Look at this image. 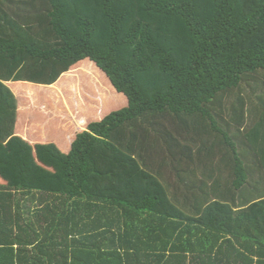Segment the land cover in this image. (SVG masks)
Here are the masks:
<instances>
[{
  "label": "trees",
  "instance_id": "obj_1",
  "mask_svg": "<svg viewBox=\"0 0 264 264\" xmlns=\"http://www.w3.org/2000/svg\"><path fill=\"white\" fill-rule=\"evenodd\" d=\"M237 245L264 264V0H0V264Z\"/></svg>",
  "mask_w": 264,
  "mask_h": 264
},
{
  "label": "crops",
  "instance_id": "obj_2",
  "mask_svg": "<svg viewBox=\"0 0 264 264\" xmlns=\"http://www.w3.org/2000/svg\"><path fill=\"white\" fill-rule=\"evenodd\" d=\"M106 220L107 219H101L102 222H105ZM42 227H43V224H41V226H39V228L37 227L36 229L41 231ZM203 236H204V233L198 232L197 238L196 236L194 238L198 239V238H202ZM227 237H229V235L225 236L224 238H227ZM237 247L239 249L238 248L237 249L236 248H216V253H218L221 262L224 264H239L240 262L242 263V261H237L234 259V257L239 255V251H243L247 254L253 251V249L263 251V249L252 248V247H249L246 249L243 247H239L238 245ZM205 251L206 249H203L202 247H195L193 250L184 251L183 254L186 255L185 262L187 264H205V260H210V261H213V263H215L214 259L207 258L208 253H206Z\"/></svg>",
  "mask_w": 264,
  "mask_h": 264
},
{
  "label": "rangeland",
  "instance_id": "obj_3",
  "mask_svg": "<svg viewBox=\"0 0 264 264\" xmlns=\"http://www.w3.org/2000/svg\"><path fill=\"white\" fill-rule=\"evenodd\" d=\"M250 88H249V86L248 85H245L244 86V91L242 92V94H245V98H248V95L250 94ZM117 102V101H116ZM120 102V104H114L113 102H111V104H114V105H111V107H107V105H106V107L108 108V110H114V109H117V108H120V107H122V106H125L126 105V103H127V100L126 99H124L123 98V101H119ZM105 108V107H104ZM107 110V111H108ZM257 174L258 173H255L254 174V176H253V181H255L256 179H257Z\"/></svg>",
  "mask_w": 264,
  "mask_h": 264
}]
</instances>
